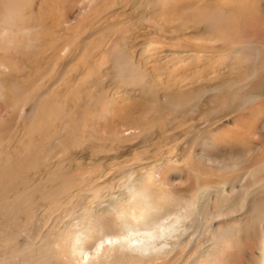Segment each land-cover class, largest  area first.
<instances>
[{
	"label": "rangeland",
	"instance_id": "374dc122",
	"mask_svg": "<svg viewBox=\"0 0 264 264\" xmlns=\"http://www.w3.org/2000/svg\"><path fill=\"white\" fill-rule=\"evenodd\" d=\"M36 1L31 29L0 40V264H60L55 230L86 223L95 194L127 183L167 209L157 218L216 190L213 220L196 223V246L173 264L200 250L203 264H257L264 0H97L84 12L77 0ZM231 184L255 187L245 208L241 194L218 199ZM142 206L99 216L93 230H120Z\"/></svg>",
	"mask_w": 264,
	"mask_h": 264
},
{
	"label": "bare ground",
	"instance_id": "6f19581e",
	"mask_svg": "<svg viewBox=\"0 0 264 264\" xmlns=\"http://www.w3.org/2000/svg\"><path fill=\"white\" fill-rule=\"evenodd\" d=\"M96 1L77 0L74 5L75 10L84 12L90 4ZM36 6V0H0V40L5 41L8 47L12 45L14 35H22L31 29ZM68 50L70 48L65 46L63 51L59 52V56L65 55ZM56 54L57 51L54 50L53 56ZM1 56L0 67H5L2 62L3 56ZM0 75L4 77L5 82L9 73L0 69ZM202 157L206 161H210L212 165H225L223 161L210 160L206 154ZM231 163L233 162L229 161V164ZM250 179L252 184L257 181L252 174ZM230 186L229 191H225L223 187L220 189L218 199L231 201L234 195L241 194L238 207L240 209L245 208L250 202L249 197L255 187H250L246 191L241 188V185L231 184ZM215 192V189L199 190L189 201L183 205L180 204L177 208L173 207L172 210L158 218L156 217L158 211H166L167 209H162V206L148 207L149 200L146 191H140L129 183L118 192L105 195L103 192L95 194V196L99 195L97 201L93 200L83 211L86 216V223H88L87 226L83 222V224L71 225L69 229L58 228L55 230L54 241L56 246L53 248L55 259L60 264H147L153 262L173 264L176 259L179 260V257L174 258L173 256L182 247H191V244L196 246L192 237L194 233L192 228L195 227L196 223H205L209 219L213 220L208 204L216 199ZM139 199L144 203L142 210L137 213H130L129 219L126 220L128 224L123 225L120 230L103 234L100 233V229L93 230L92 221L94 219H98L99 216L103 218L105 215H116L120 219L124 211ZM125 201L127 205L123 206ZM229 208H231L229 210L231 212L237 211L235 206L229 205ZM258 218H255L254 222L261 235L259 245L261 258L259 257L257 264H264V220ZM87 230H91L92 233H87ZM190 230L191 236L187 238ZM91 238L93 240L89 244L88 241ZM209 254L206 250H200L199 255L188 257V264H203L198 257L200 256L202 260H205Z\"/></svg>",
	"mask_w": 264,
	"mask_h": 264
}]
</instances>
